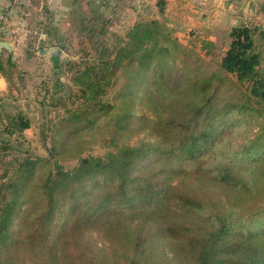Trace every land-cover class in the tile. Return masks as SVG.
I'll use <instances>...</instances> for the list:
<instances>
[{"label": "rangeland", "instance_id": "374dc122", "mask_svg": "<svg viewBox=\"0 0 264 264\" xmlns=\"http://www.w3.org/2000/svg\"><path fill=\"white\" fill-rule=\"evenodd\" d=\"M46 1L30 0L31 14L26 21L35 28L38 18L45 19L47 15L51 18L49 25L55 30L53 35L65 44L62 49L65 55L60 57L63 62L83 63L88 57L97 55L89 49L90 34V39L112 45L120 42L136 21L151 19L157 22L159 32L149 44L154 56L134 97H127L120 91L124 90L123 85L128 82L135 62L124 65L117 72L115 85L101 98L102 102L112 103L113 109L107 113L92 110L82 120L68 125L60 124L65 113L61 106L51 103L50 91L44 104L38 101L51 86L50 81L57 71L52 67L51 57L32 53V47L38 46V41L30 43L35 37L32 28L21 34L14 58L21 69L27 71V85L12 92L6 86L0 93V129L8 121L7 115L19 109L31 122L23 132L11 136L12 142L20 144L21 149L0 147V153L6 157L16 154L37 159L33 184L55 165L72 167L81 157L103 155L115 146L114 142L134 145L141 140L161 141L152 126L168 119L163 132L168 143L186 134H196L208 125L212 128L214 147L245 151L255 140L262 136L264 139V115L258 113V110L264 112V104L250 97L246 85L238 82L233 74L218 67V59L228 45L229 30L234 25L254 27L264 49V36L259 35L260 27L264 28V0H115L118 2L115 12L103 15L107 21L102 17L91 22L85 17L89 15V8H95L100 0H64V8L59 0ZM91 25L94 32L89 30ZM84 49L88 51L86 55ZM59 74L65 77L66 83L71 82L70 73L60 70ZM62 93L69 95V92ZM121 113L126 114L122 120L118 119ZM255 151L264 153V146L257 145ZM204 156L200 152L193 158L184 156L175 160L184 170L170 174L167 182L177 189H190L210 210L224 211L232 207L234 215L264 217L263 158L241 154L233 160L243 169L241 175H246L245 169L254 174L260 172L252 191L245 192L203 177L198 163ZM151 159L142 161L135 173L149 176ZM83 188L90 189V185ZM22 199L25 200L11 225L12 239L0 248V264H49L41 245L18 242L20 232L42 210L41 195L33 185ZM152 212L146 206L112 205L97 216L92 226L69 231L70 219L65 220L64 210L59 211L50 235L59 246L57 264H92L93 259L101 264H130L133 260L134 264H154L147 242L135 248L143 216ZM109 226L111 232L105 230ZM174 244L173 240L163 242L178 264Z\"/></svg>", "mask_w": 264, "mask_h": 264}, {"label": "trees", "instance_id": "16d2710c", "mask_svg": "<svg viewBox=\"0 0 264 264\" xmlns=\"http://www.w3.org/2000/svg\"><path fill=\"white\" fill-rule=\"evenodd\" d=\"M10 1L14 12L19 15L17 17L25 20L23 31L29 32L31 28L34 31L35 37L30 43L36 44L38 41V46L32 47V53L49 45L65 49L64 41L53 35L55 30L49 25L51 18L48 15L45 19L42 17V20L38 18L37 26L33 28L26 21L31 14L30 0ZM117 5L115 0H100L95 8H89L86 21L102 17L103 21H107L103 15L115 12ZM89 30L94 32L92 25ZM158 32L155 20H138L116 44H101L90 39V34L89 49H93L97 55L87 56L83 63L75 60L63 62L59 56H51L52 67L57 71L50 81V90L47 88L43 98L38 101L44 104L50 91L51 103L61 106L65 113L60 124L66 125L82 120L92 110L109 112L113 109L112 103L102 102L101 98L115 85L117 72L133 62L136 66L120 93L134 97L135 89L144 79L153 59L154 52L149 44ZM259 35L264 36L263 27H260ZM20 36L0 26V40L9 39L19 45ZM258 39L254 27L247 24L232 26L228 45L218 59V67L223 72L233 74L238 82L246 85L250 97L264 104V49ZM84 50L86 55L88 51ZM14 53L7 54L5 58L0 55V76L5 78L9 92L27 85V71L18 65ZM60 70L71 74V82L64 81L65 77L59 74ZM62 91L69 92V95L65 96ZM60 92L62 94L58 95ZM258 113L264 115L261 110ZM125 116L121 113L118 119L122 120ZM7 117L8 121L0 129V147L8 150V147L15 146V149L20 150V144H14L11 136L28 128L30 118L21 109ZM168 121H161V124L157 122L152 126L157 136L162 138L161 141L141 140L134 145L114 142L115 146L103 155L81 157L72 167L55 165L34 184L32 180L37 159L16 154L6 157L1 152L0 248L11 241L13 219L25 200L22 199L24 194L33 185L41 195L42 210L20 232L18 242L23 245H41L49 264H57L59 261V246L56 240L50 238L54 230V218L59 211L64 210L65 220L70 219L67 230L75 231L92 226L97 216L112 205L146 206L153 210L143 216L137 230L135 248L147 242L154 264H177L163 246V242L168 240L175 242V255L180 261L178 264H264V217L252 215L245 218L244 215H234L232 207L224 211L210 210L190 189H177L167 182L170 174L176 175L184 170V166H179L175 160L184 156L193 158L203 152L205 156L198 163L203 177L251 192L260 172L254 174L245 169L246 175H241L243 169L233 160L241 154H256L257 159L264 160V153L255 151L257 145L264 146L263 136L245 151L224 149L213 146L212 128L208 125V128L196 134H186L168 143V139L163 136ZM148 157L152 158L149 160L151 169L147 170L149 176L135 173V169ZM85 185H90V189H84ZM92 188L99 189L93 192ZM157 206L161 207L155 209ZM164 207L167 211H163ZM111 229L110 226L105 228L110 230L108 232ZM92 264L101 263L93 259ZM130 264H134V260Z\"/></svg>", "mask_w": 264, "mask_h": 264}, {"label": "crops", "instance_id": "0c3cea01", "mask_svg": "<svg viewBox=\"0 0 264 264\" xmlns=\"http://www.w3.org/2000/svg\"><path fill=\"white\" fill-rule=\"evenodd\" d=\"M59 3H60V6H62L64 8V5H65L64 4L65 3L64 0H63V2H61L59 0ZM14 10L15 9H13V6H12L10 0H0V26H2V27L4 26L8 30L13 32L15 35L20 36L24 32L23 28H24V25H25V20H22V18L17 17L18 15L16 14V12H14ZM12 12H14L13 15H11ZM13 19H16V20L13 21ZM13 22H16V24H14ZM10 42L13 44L12 41H10ZM13 46L14 47H13V50L11 52H13V51L16 52L17 45L13 44ZM49 46H51V45H49ZM45 47H47V46H45ZM42 48H44V47H42ZM39 49H41V48H38L36 50V52ZM11 52L8 51L7 49L3 48L1 50V54L0 55L3 56L5 54H9ZM37 54H39V53L37 52ZM41 56H46V55H41ZM5 88H6L5 78L0 76V93H2L5 90Z\"/></svg>", "mask_w": 264, "mask_h": 264}, {"label": "water", "instance_id": "95a60500", "mask_svg": "<svg viewBox=\"0 0 264 264\" xmlns=\"http://www.w3.org/2000/svg\"><path fill=\"white\" fill-rule=\"evenodd\" d=\"M13 47H14L13 44L9 40H7V39L0 40V54H1V50L3 48H5L11 52L13 50ZM37 52L40 55H48V56L63 57L65 55L64 51L56 45L41 48Z\"/></svg>", "mask_w": 264, "mask_h": 264}]
</instances>
